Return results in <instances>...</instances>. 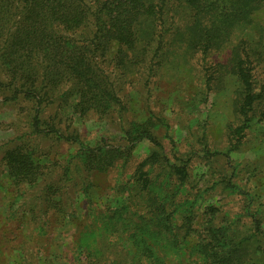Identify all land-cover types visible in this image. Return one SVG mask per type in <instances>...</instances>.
Instances as JSON below:
<instances>
[{"label": "trees", "instance_id": "16d2710c", "mask_svg": "<svg viewBox=\"0 0 264 264\" xmlns=\"http://www.w3.org/2000/svg\"><path fill=\"white\" fill-rule=\"evenodd\" d=\"M215 55L221 61L209 65ZM110 65L122 74L198 70L204 72L207 92L215 73L220 84L234 77L233 110L243 124L230 127V134L238 138L264 107V0H0V90L19 92L35 105L52 100L56 93L60 110L69 109L81 121L93 116L104 120L115 106L123 108L121 81L111 77ZM35 111L34 133H55L76 145L88 172L126 165L137 144L152 146L135 169L136 195L146 196L148 204L141 211L127 203L126 210H119L120 220L107 223L104 239L109 248L100 245L89 250L80 244L74 261L264 264V221L255 213L252 232L242 235L236 220L217 223L213 207L205 209L209 215L202 218V203L190 196L186 186L192 154L186 152L172 161L155 132L162 127L158 119L131 121L122 131L127 145L109 146L105 137L86 141L76 130L70 135L59 133L41 118L40 105ZM30 146L16 144L3 156L19 195L23 185H35L45 174V164L32 159L36 150ZM223 154L229 157L227 151ZM223 184L238 189L231 179ZM43 190L45 212L66 214L61 187L54 182ZM246 208L250 212V206ZM26 224L38 235L48 223L33 218ZM118 224L125 237H120ZM117 238L125 242L130 258L109 260L107 253H114L109 249L120 243Z\"/></svg>", "mask_w": 264, "mask_h": 264}, {"label": "rangeland", "instance_id": "374dc122", "mask_svg": "<svg viewBox=\"0 0 264 264\" xmlns=\"http://www.w3.org/2000/svg\"><path fill=\"white\" fill-rule=\"evenodd\" d=\"M221 58L213 56L209 65L215 66ZM109 68L111 77L121 81L123 108L115 106L104 120L93 116L81 121L70 115L69 109L58 108L54 93L52 100L38 102L41 118L50 121L59 133L70 135L76 130L86 141L105 137L109 146L127 145L122 131L131 121L141 122L148 116L158 119L162 127L155 132L172 161L186 152L192 154L186 186L190 196L202 203V218L209 215L205 209L213 207L217 223L236 220L242 235L250 234L255 213L264 221V107L248 122L242 135L233 138L230 127L243 124L233 110L237 87L234 77L220 84L219 74L215 73L207 92L204 72L198 70L122 74L115 65ZM38 105L19 92L0 90V264H81L74 261L76 246L104 248L107 223L120 220L119 210H126L130 203L142 211L148 204L146 196L136 195L135 169L152 146L137 144L126 165L107 172H88L76 145L55 133H34L31 121ZM21 143L35 148L32 159L45 164V174L35 185H23L19 195L5 171L3 156L9 147ZM226 151L229 157L223 154ZM224 179H231L238 189L226 188ZM54 182L61 187L59 195L68 205V214L53 209L45 212L43 188ZM33 218L48 223L38 235L27 230L26 221ZM118 227L120 237H125L123 226ZM117 240L119 245L109 249L114 253H107L109 260L130 258L125 242ZM126 243L135 246L130 241Z\"/></svg>", "mask_w": 264, "mask_h": 264}]
</instances>
